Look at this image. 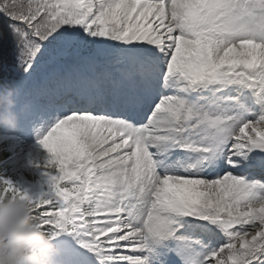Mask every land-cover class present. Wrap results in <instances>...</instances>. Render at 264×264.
I'll return each instance as SVG.
<instances>
[{"label": "snow or ice", "instance_id": "obj_1", "mask_svg": "<svg viewBox=\"0 0 264 264\" xmlns=\"http://www.w3.org/2000/svg\"><path fill=\"white\" fill-rule=\"evenodd\" d=\"M8 38L0 195L57 264H264V0H0Z\"/></svg>", "mask_w": 264, "mask_h": 264}, {"label": "clouds", "instance_id": "obj_2", "mask_svg": "<svg viewBox=\"0 0 264 264\" xmlns=\"http://www.w3.org/2000/svg\"><path fill=\"white\" fill-rule=\"evenodd\" d=\"M14 95V90L9 87ZM14 100L4 97L0 127L18 125ZM58 247L38 225L33 205L26 199L0 195V264H57Z\"/></svg>", "mask_w": 264, "mask_h": 264}, {"label": "rangeland", "instance_id": "obj_3", "mask_svg": "<svg viewBox=\"0 0 264 264\" xmlns=\"http://www.w3.org/2000/svg\"><path fill=\"white\" fill-rule=\"evenodd\" d=\"M11 155L12 152H9ZM28 154H30L31 158H36V159H43L44 153L42 150L39 148L38 145L35 144L34 138H28V143L26 150L23 152L22 158L20 160H16L15 157H13L12 160V167L9 170V174L13 180H16L19 182V179H21V175L16 171L17 167H23L24 171L27 173V175L23 176L25 181L23 186L29 187L30 190L35 193L37 191L38 187V182H34L32 180L28 179V176H35L38 175L35 169H32L31 166L29 165L28 161L29 159L27 158ZM33 185L35 186V189L33 188Z\"/></svg>", "mask_w": 264, "mask_h": 264}, {"label": "trees", "instance_id": "obj_4", "mask_svg": "<svg viewBox=\"0 0 264 264\" xmlns=\"http://www.w3.org/2000/svg\"><path fill=\"white\" fill-rule=\"evenodd\" d=\"M12 40L8 38L6 40H0V77L5 74V65L7 68H11L13 63L6 61L7 58L10 56L11 48H12Z\"/></svg>", "mask_w": 264, "mask_h": 264}, {"label": "bare ground", "instance_id": "obj_5", "mask_svg": "<svg viewBox=\"0 0 264 264\" xmlns=\"http://www.w3.org/2000/svg\"><path fill=\"white\" fill-rule=\"evenodd\" d=\"M22 155H23V154H22ZM27 158L30 159V154H28ZM23 180H24V178H22L21 180H19V182L22 183V182H24ZM33 188L35 189V186H34V185H33Z\"/></svg>", "mask_w": 264, "mask_h": 264}]
</instances>
